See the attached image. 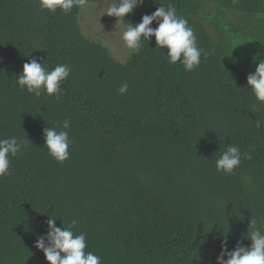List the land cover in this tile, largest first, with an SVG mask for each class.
Returning <instances> with one entry per match:
<instances>
[{"label": "trees", "instance_id": "trees-1", "mask_svg": "<svg viewBox=\"0 0 264 264\" xmlns=\"http://www.w3.org/2000/svg\"><path fill=\"white\" fill-rule=\"evenodd\" d=\"M160 5L193 28L204 52L193 71L167 63L154 37L119 61L83 33L82 0L68 13L0 0V139L24 141L0 177V264H47L34 242L48 214L75 220L101 264H216L223 234L232 250L250 244V217L264 224V102L246 88L264 59V0H143L125 24ZM32 58L71 67L62 95L17 87ZM64 120L60 163L43 129ZM228 145L252 157L231 174L215 168Z\"/></svg>", "mask_w": 264, "mask_h": 264}, {"label": "clouds", "instance_id": "clouds-1", "mask_svg": "<svg viewBox=\"0 0 264 264\" xmlns=\"http://www.w3.org/2000/svg\"><path fill=\"white\" fill-rule=\"evenodd\" d=\"M79 0H39L41 9L55 13L60 9L68 13ZM143 3V0H105L104 14L115 17L121 25V40L130 54H137L142 47V40L149 41L154 37L155 48H158L169 64L179 62L185 71H193L199 66L204 54L197 44L194 30L188 20L177 13L174 6L168 5L156 8L151 14H145L139 23L125 25L124 17ZM157 23L155 28L150 25ZM167 49L166 54L162 51ZM72 69L68 64H57L51 70L46 69L37 58L29 59L22 65L17 74L15 83L21 90L36 97L62 95L61 83L67 79ZM246 84L257 101L264 102V59H259L254 72L246 77ZM128 85L122 84L119 93L124 94ZM261 126V121L256 122ZM70 121L64 120L60 125L47 126L43 129L44 147L48 155L57 162L69 159V148L72 141L69 139ZM24 147V141L15 136L0 139V177L11 174L10 157L17 156ZM242 158L251 159V155L242 153L239 146L228 145L215 161L218 172L231 174L237 168ZM58 217L48 214L47 230L39 236L34 247L43 253L47 264H101V257L87 248L86 235L74 233L76 221L72 220L67 226H55ZM226 234L221 240V251L216 257V264H264V224L258 226L257 218L250 217L247 233L244 239L249 245L237 242L232 250H228Z\"/></svg>", "mask_w": 264, "mask_h": 264}, {"label": "rangeland", "instance_id": "rangeland-1", "mask_svg": "<svg viewBox=\"0 0 264 264\" xmlns=\"http://www.w3.org/2000/svg\"><path fill=\"white\" fill-rule=\"evenodd\" d=\"M82 2L80 19L83 23V33L86 36L92 34L94 38L103 41L104 45L110 46L109 50L116 59L124 61L130 53L121 40L124 25H121L115 17L103 15L105 0H82Z\"/></svg>", "mask_w": 264, "mask_h": 264}]
</instances>
